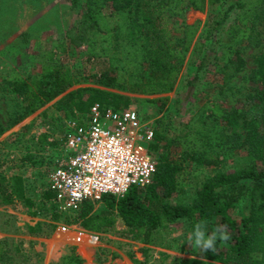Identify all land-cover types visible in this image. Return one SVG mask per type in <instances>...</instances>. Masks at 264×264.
<instances>
[{"label":"trees","instance_id":"1","mask_svg":"<svg viewBox=\"0 0 264 264\" xmlns=\"http://www.w3.org/2000/svg\"><path fill=\"white\" fill-rule=\"evenodd\" d=\"M66 1L71 7L79 5L77 20L63 35L70 48H85L76 66L70 68L57 62L45 45L37 71L12 72L2 79L3 91L16 99V105L2 119L0 134L37 111L46 133L30 135L32 126H23L10 142H2L0 207L20 206L29 217L37 216L39 211L49 212V224L24 225L28 236H38L45 227V237L59 222L85 233H116L123 240L139 241L142 247L125 253L130 264H148L147 246L153 235L172 223L183 226L180 253L184 246L193 244L189 235L196 224H204L208 235L222 225L228 239L218 236L214 250L201 249V254L194 257H173L168 264H264V171L257 169L258 164L264 166V46L257 51L247 75L252 87L241 97V106L225 109L214 102L203 103L184 122L182 134L170 140L179 150L174 160L167 153L158 155L163 137L154 129L148 151L157 158L148 185L131 187L119 198L101 196L98 212L92 211L90 201H83L75 211L57 212L40 170L45 161L28 151L43 147L51 134L60 131L62 121L83 115L93 105L120 110L130 106L136 97L169 93L194 30L173 28L165 14L177 16L184 8L203 13L216 7L204 36L207 43L197 45L199 67L205 64L204 50H212L213 44L224 37L227 43L220 45L222 54L218 59L222 62H216L214 70L241 72L243 46L250 42L258 45L255 28L264 22V0ZM179 32L183 35L178 39L175 34ZM215 35L217 39L211 43ZM165 100L156 98L151 102L162 106ZM47 104L49 109L44 108ZM213 129L218 146L241 154L239 168L220 171L217 158L206 157ZM49 145L55 146V142ZM13 151L19 153L18 161L8 159ZM201 166H212L214 171L198 181V176L203 175ZM184 188L193 189L189 204L167 202ZM240 200L245 204L236 212ZM117 224L121 228L118 231ZM6 253L2 249V258ZM81 263L74 250L66 247L48 264Z\"/></svg>","mask_w":264,"mask_h":264},{"label":"rangeland","instance_id":"2","mask_svg":"<svg viewBox=\"0 0 264 264\" xmlns=\"http://www.w3.org/2000/svg\"><path fill=\"white\" fill-rule=\"evenodd\" d=\"M216 7H209L203 13L184 8L177 15L165 14L167 22L173 28H191L194 30L190 45L184 53L181 70L173 89L166 94L153 97H136L131 107L136 110L141 119L151 121L163 140L159 144V153L168 154L172 160L176 159L179 150L173 137L182 134V126L189 117L205 102L220 104L225 109L240 107V99L252 87L247 81V75L253 68V60L260 47L264 46V22L255 28L257 46L250 42L243 46L241 56L244 68L241 72L232 74L229 69L221 73L214 70L215 63L222 54L220 45L226 42L221 37L218 44H213L212 50L205 51V64L199 67L200 55L198 44L204 45L206 31ZM79 5L71 7L66 0H0V123L5 114L12 111L16 99L3 91L2 79L12 72L28 74L39 69L40 51L47 46L52 51L57 62L74 68L85 53V48H70L63 38L64 32L77 20ZM182 33L175 34L181 38ZM217 39L215 35L210 42ZM61 45V48H60ZM62 49V50H60ZM164 98L165 103L159 106L151 102L152 99ZM51 104V103H50ZM50 104L44 106L49 109ZM37 111L18 125L0 134V164L2 168V142H10L9 134L20 131L21 127H30L35 130L40 118ZM38 124V125H37ZM215 125V124H214ZM217 127V126H215ZM214 127V129H215ZM20 129V130H19ZM211 131L207 149L208 158H217L218 169L231 172L239 168L242 162L240 153L224 150L218 146L217 134ZM169 143V145H168ZM168 145L165 149L163 146ZM32 150V148H29ZM34 150V149H33ZM154 155V153H153ZM156 156V154H155ZM157 158V157H156ZM207 158V159H208ZM191 169V166L188 165ZM257 169L264 171V166L257 165ZM203 175L198 181L212 171V166H201ZM193 195L192 188H184L167 200L170 204H189ZM245 200H240L236 212L241 210ZM98 201L93 202L92 211L101 209ZM49 212L39 211L37 216L25 215L20 206L0 207V264H48L59 255L64 248H72L81 259V264H130L125 253L142 247L139 241H128L118 238L116 233L90 234L79 230L74 225L56 223L52 232L43 236L47 229L41 228L38 236H28L24 225H33L36 222L49 224ZM32 218V219H30ZM117 224L115 230H120ZM183 226L180 222L172 223L168 228L159 230L153 235L148 264H168L173 257H194L201 254V249L194 246H184L183 253L179 252ZM2 241H5L2 243ZM123 243L124 245H118ZM119 246V247H118ZM16 248V252H14ZM2 249L8 251L2 258ZM58 253V254H57ZM160 253L167 256L163 257ZM112 255L114 257L112 258Z\"/></svg>","mask_w":264,"mask_h":264},{"label":"built area","instance_id":"3","mask_svg":"<svg viewBox=\"0 0 264 264\" xmlns=\"http://www.w3.org/2000/svg\"><path fill=\"white\" fill-rule=\"evenodd\" d=\"M59 128L43 147L28 148L45 161L40 170L57 212L75 211L83 201H98L103 195L119 198L129 188L150 182L156 166V156L148 151L154 127L131 106L115 110L93 105L83 115L62 121ZM39 133H46V128L29 132ZM9 135L12 140L14 133ZM53 142L55 146L49 145ZM9 153V160H19L18 152Z\"/></svg>","mask_w":264,"mask_h":264},{"label":"clouds","instance_id":"4","mask_svg":"<svg viewBox=\"0 0 264 264\" xmlns=\"http://www.w3.org/2000/svg\"><path fill=\"white\" fill-rule=\"evenodd\" d=\"M226 232L227 229L220 225L217 227L216 231H214L211 235H208L204 224H196L189 235V240L194 244V246L204 251L214 250L218 236L222 240L228 239V236L225 234Z\"/></svg>","mask_w":264,"mask_h":264}]
</instances>
